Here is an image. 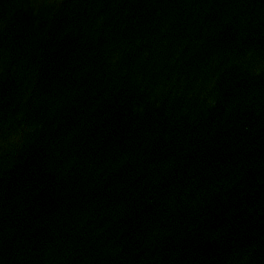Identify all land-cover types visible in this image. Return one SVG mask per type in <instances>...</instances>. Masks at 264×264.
<instances>
[{"label":"water","instance_id":"water-1","mask_svg":"<svg viewBox=\"0 0 264 264\" xmlns=\"http://www.w3.org/2000/svg\"><path fill=\"white\" fill-rule=\"evenodd\" d=\"M0 264H264V0H0Z\"/></svg>","mask_w":264,"mask_h":264}]
</instances>
